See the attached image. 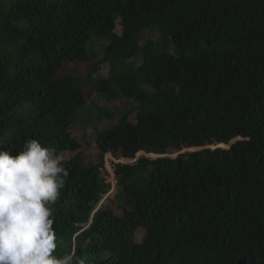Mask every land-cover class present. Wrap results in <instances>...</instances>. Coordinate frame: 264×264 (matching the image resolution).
I'll return each instance as SVG.
<instances>
[{
	"label": "trees",
	"instance_id": "obj_1",
	"mask_svg": "<svg viewBox=\"0 0 264 264\" xmlns=\"http://www.w3.org/2000/svg\"><path fill=\"white\" fill-rule=\"evenodd\" d=\"M149 28L163 34V47H140ZM92 39L109 41L100 62L87 51ZM138 55L139 66L119 73ZM66 62H91L87 83L105 102L138 103L134 124L96 130L102 157L237 141L228 150L116 165L131 212L103 206L86 228L110 185L102 162L66 158L80 149L69 127L86 105L80 78L59 74ZM99 64L110 75L95 82ZM28 139L56 149L69 173L52 205L57 256L264 264V0H0V147L15 155ZM137 229L145 231L140 241Z\"/></svg>",
	"mask_w": 264,
	"mask_h": 264
},
{
	"label": "clouds",
	"instance_id": "obj_2",
	"mask_svg": "<svg viewBox=\"0 0 264 264\" xmlns=\"http://www.w3.org/2000/svg\"><path fill=\"white\" fill-rule=\"evenodd\" d=\"M233 141L236 142V139L230 143ZM235 142L230 146V143L227 144V149L220 148L224 144L209 145H215L212 150H228ZM187 149L191 151L186 154L193 153L192 149H196L194 152L205 150H198L199 148L183 150ZM179 152H169L163 156L139 153L153 155L154 159L163 157L174 159L184 155ZM139 153L132 159L131 164L117 165L137 163ZM176 153H179L176 157L171 156ZM64 160L56 149L43 146L37 139L26 140L23 149L15 155L10 150L0 147V264H85L74 250L61 256L54 254L57 243L53 231L52 205L58 200L69 175ZM113 177V184L118 187L115 170ZM105 184L110 185L106 182ZM110 189L111 185L97 203L86 228L91 224L95 213L105 206ZM139 230L142 229H137Z\"/></svg>",
	"mask_w": 264,
	"mask_h": 264
},
{
	"label": "rangeland",
	"instance_id": "obj_3",
	"mask_svg": "<svg viewBox=\"0 0 264 264\" xmlns=\"http://www.w3.org/2000/svg\"><path fill=\"white\" fill-rule=\"evenodd\" d=\"M116 17V34H120L122 32V26H119L120 18ZM121 21V20H120ZM140 47H143L145 44L149 42L155 43L158 47L164 46V36L163 34L155 28H149L139 35L138 37ZM108 40H100V39H92L87 45V51L90 55V59L93 62H100L103 58L104 50L108 45ZM169 53L175 54L174 49L169 46ZM142 55H138L135 59L129 60L128 62L122 63L119 65L120 70L127 71L130 68H134L139 66L142 63ZM91 73V62L86 63H73L66 62L63 67L59 71L60 75L70 74L80 78L81 85L84 87L83 92L86 99L85 107L78 113L76 116V120L69 127V133L72 138L75 139L80 146V149L76 153H67L66 158L72 159L75 156H79V159L82 162L87 163V165L97 166L100 162L103 163V167L100 170L101 176L105 180L106 183L111 185V189L109 194H107L106 198L108 199L105 202L106 207H111L115 209L114 211L119 213V216L123 215V212L130 213L131 206H127L124 201L123 193L120 190V187L114 183L113 173L115 170V165L118 163L123 164H131L132 160H123L120 158L118 151L111 150L109 153L105 154L103 157L101 153L98 151L95 145V137L96 130H108L113 126L120 123L122 119H125L128 123L134 124L136 120V112L133 111L137 108L138 103L135 100L128 99H119L113 101L111 103L105 102L101 97L93 90V87L88 85L87 77ZM110 75V68L107 65L99 64L97 71L94 75H92L93 81L105 80ZM144 90L147 93H152V90L149 87H145ZM107 109L109 114L105 113L103 110ZM133 111V112H132ZM225 147L220 146V148L227 149V145ZM215 148V145H208L201 149H209L212 150ZM196 149H192V151ZM189 149L182 150L179 153L186 154ZM193 151V152H194ZM179 153L171 155L172 157H176ZM138 159L144 158L148 160H153L154 157L146 156L144 154H139ZM105 198V199H106ZM145 235V231L139 230L136 232V240L140 241Z\"/></svg>",
	"mask_w": 264,
	"mask_h": 264
},
{
	"label": "water",
	"instance_id": "obj_4",
	"mask_svg": "<svg viewBox=\"0 0 264 264\" xmlns=\"http://www.w3.org/2000/svg\"><path fill=\"white\" fill-rule=\"evenodd\" d=\"M236 141H237V140H236ZM233 142H235V141H233ZM233 142H232V143H233ZM232 143H230L229 146H230Z\"/></svg>",
	"mask_w": 264,
	"mask_h": 264
}]
</instances>
